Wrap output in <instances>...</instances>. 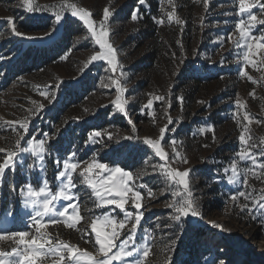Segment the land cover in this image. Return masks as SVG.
I'll use <instances>...</instances> for the list:
<instances>
[{"label":"rangeland","instance_id":"rangeland-1","mask_svg":"<svg viewBox=\"0 0 264 264\" xmlns=\"http://www.w3.org/2000/svg\"><path fill=\"white\" fill-rule=\"evenodd\" d=\"M67 2L89 10L96 26L103 19L104 8L109 9L112 15L107 21V39L117 50L118 67L113 72L105 61L90 62L91 56L101 50L78 18L66 12L63 22L56 24L54 12L65 0H35L42 10L32 13L23 6V0H0V43L9 47L0 52V61H4L7 68L15 54L6 53L15 44L25 48L29 43L56 37L70 19L77 24L72 30L70 47L61 60L12 76L8 85L0 87V148L5 149V153H0V163L15 145L17 133H22L19 124L24 120L29 122V130L21 146H27L30 138L37 141L43 138L48 150L43 166L30 155L23 154L14 174L12 170L5 172L0 183V229L28 231L29 239L37 235L30 220L33 209L26 204L20 191L28 182L38 188L42 177H46L50 190L55 193L62 161L69 153H75V160L91 162L95 159L110 166L118 165L132 171L134 177L139 171L145 172L135 180V184L146 185L141 189L144 215L136 236L137 246L145 242L150 244L144 264H218L220 260L225 264H264V211H241L245 205L252 207L253 198L264 194V168H252L250 161L240 162L236 156L241 147L238 138L247 125L246 139L250 136L248 143L256 145L251 151L257 153L258 162L264 164V155L259 154L264 149V49H255L249 62L236 56L235 42L239 32L235 25L239 18L247 19L246 14L238 16V3L233 0H172L171 3L159 0L164 14L180 13L179 24L173 19L167 25V31L179 38L170 52L154 61L155 66L148 73L142 67V60L149 52L150 40L137 39L141 29L139 7L146 6L148 0L143 5L138 4V0ZM187 5L193 6L190 29L182 17ZM137 9L138 18L133 21L131 15ZM251 11L258 19H264L258 6ZM27 15L46 16L48 26L34 31L19 29ZM9 18L18 31L38 38L25 39L12 34ZM53 28L56 30L52 31ZM48 32L51 35L46 36ZM261 34H264V24H256L252 35ZM6 71L2 70L1 74ZM207 73L213 74L212 80L193 85L195 76ZM114 79L120 80L126 89L122 99L127 101V115L114 107L118 95L116 86L111 83ZM106 84L109 87H105ZM77 86H87L83 97L70 104L57 122L46 120L49 126L44 130L46 126L41 124L42 120L48 114L60 112L59 108L66 103L59 91H72ZM41 92L47 95L42 96ZM52 93H55L54 99ZM157 96H164V101H157ZM178 97L183 98L182 103ZM149 99H153L151 110L146 107ZM40 104L44 107L38 110ZM245 115L249 119L246 120ZM68 117L70 121H65ZM169 118L172 124H168ZM165 125L168 129L175 127L176 131L166 130L161 146L171 158L173 152L169 142L175 139L177 150L189 161L187 164L177 161L171 167L191 170L190 184L199 203L197 217L181 221L171 219L173 210L167 205L173 197L163 176L152 171V165L161 161L144 140L160 139L159 130ZM96 129L102 135L94 138L98 142L93 143L89 134ZM45 132L49 137L43 136ZM129 136L132 139H127ZM234 157L240 172L239 184H229L227 176L231 173L223 171L226 167L231 169ZM57 159L61 161L60 167L54 163ZM29 163L34 167L29 169ZM82 168L83 165L74 173L77 187L72 191L79 197L78 210L83 219L77 222L56 217L59 222L47 223L41 232L53 243L63 242L101 259L91 233V220L108 212L121 218V213L118 209L95 207L96 199L91 190L80 183ZM245 169H251L246 177L243 175ZM245 179L246 185L243 184ZM241 190L250 194L248 199L238 195L236 199L231 198ZM75 203V200L61 199L58 208ZM9 207L15 210L14 220L4 217ZM127 208L135 211L131 201ZM68 223H75L77 227L70 229ZM213 223L221 227L215 228ZM126 235L127 231L121 240ZM13 247H17L14 240H0V252H10ZM38 264H68L67 252L63 261L59 257H49Z\"/></svg>","mask_w":264,"mask_h":264},{"label":"snow or ice","instance_id":"snow-or-ice-1","mask_svg":"<svg viewBox=\"0 0 264 264\" xmlns=\"http://www.w3.org/2000/svg\"><path fill=\"white\" fill-rule=\"evenodd\" d=\"M146 0H138V4L143 5ZM172 0H169L171 3ZM233 3H238V16L242 17L246 14L247 19L239 18L236 22L235 28L239 32V39L235 42L237 49L236 56L241 57L244 62H249L250 57L253 55L255 49H264V34L260 36L252 35V31L256 24H264V19H258L251 9L259 7L261 12L264 13V3H260V0H233ZM23 6L29 13L40 12L41 6L35 3V0H23ZM57 7V6H53ZM47 11V8L43 9ZM68 12L72 17L78 18L79 21L86 26L87 31L91 33L94 38L95 44L99 46L101 51L91 56L90 62L105 61L113 72L118 67L117 50L111 43L108 42L109 31L107 28V21L111 17L112 13L107 7L103 10V19L96 26L94 20L91 18L92 13L85 8L79 7L76 3H65L58 6V10L54 12V20L57 25L63 22L65 13ZM138 18V9L133 11L131 20L136 21ZM173 19L176 23H180L178 17L173 14H169L168 20L171 22ZM162 23V21H160ZM9 24L11 25V32L15 36L25 39H37L38 37L27 36L26 34L17 30L15 22L9 18ZM56 29L53 28L52 31ZM45 35H51V32L45 33ZM43 38V37H39ZM264 63V61H262ZM116 86L118 93L114 103V107L123 115H127L126 104L127 101L122 99L126 89L122 86L120 80L114 79L111 81ZM109 87V85H104ZM40 95H47L46 92H41ZM52 98H55V93H52ZM157 101H164V96L155 97ZM182 97H178V100L182 103ZM51 102V101H50ZM44 105H38V110L43 109ZM147 109L153 108V99H149L146 105ZM143 111V108H142ZM249 119L247 115L244 117ZM131 123V121H130ZM173 121L169 118L168 124H172ZM22 133H17L18 139L11 150H8L4 156L3 162L0 163V183L3 181L4 174L7 170H12L13 174L17 164L22 162L23 154L30 155L33 159L37 160L43 166L46 149V139H39L38 141L33 137L28 140L27 146H21V142L24 140V136L28 133L29 122L24 120L19 124ZM208 126H206L207 128ZM15 130V129H13ZM133 132L136 131L133 126ZM166 130L175 132V127L168 129V125L160 128V139H145L144 143L150 146L154 150L155 157H158L161 163L153 164V173H160L166 182V188L171 193L173 199L167 205L173 210L171 219L174 221H181L188 217H197L200 215L199 203L194 196V188L190 184V169L180 171L173 169L171 164L181 161L184 164L189 161L181 155L176 148V141L173 139L169 142V147L172 148L173 155L169 158V154L161 146ZM205 129H202L204 131ZM214 131V126H213ZM249 129L247 125L243 127V133L239 136L241 143L240 150L236 154L240 162H251L252 168L260 167L264 168V164L258 162L257 153L251 151L256 147L255 144H249L248 140L251 137H247L244 133H248ZM101 131L96 129L89 134L91 142H98L94 138L100 137ZM109 139H111V134ZM45 138L49 137V133L43 134ZM127 139H132L131 136ZM208 145H204L207 147ZM0 153H5L4 148H0ZM260 155H264V149H261ZM147 160L145 164H147ZM57 167H60L61 161L54 160ZM79 175L81 177L80 183L87 186L93 196L96 199V208H111L119 210L121 218H117L112 212L96 216L91 220L90 229L94 234L95 244L98 245V253L102 256L101 259H97L87 251L81 252L78 247L73 248L70 245L63 242L53 243L50 238H47L45 233L41 232V229L47 226V223H58L56 217L65 218L69 221L75 220L81 221L83 217L79 214V197L72 190L77 187L74 183V173L78 168H81ZM29 169L34 165L29 163L27 165ZM251 169L243 170V175L246 177L248 171ZM224 173L230 175L227 176V182L229 184L240 183V172L238 171L236 157L233 158L231 169L224 168ZM144 171L136 173L135 177L132 171L126 170L121 166H110L103 162H98L93 159L89 161L75 160V153H69L68 156L62 161V170L58 171L57 180L59 185L57 191L53 193L50 190L49 181L46 177H42L41 185L37 188L28 182L22 187L20 195L25 197L26 204L33 209L34 214L30 215V220L35 225V232L37 235L31 236L28 231H9L8 229H0V240L5 238L14 240L17 247H13L10 252H0V264H38L49 257H59L61 261L64 260V253L67 252L68 264H144V258L149 255L150 244L145 242L137 246L136 236L139 231V226L143 219L144 213L142 208V192L146 185L143 183L135 184V180L143 177ZM243 184H247V179L243 181ZM151 195V190L149 189ZM237 195L249 198L245 191L241 190L236 194H233L232 199H236ZM70 202L75 200V204H66L62 208H58V202L60 200ZM131 201L132 208L135 211H130L127 205ZM71 209V212L69 211ZM247 210L250 213L255 211H264V194L258 198H253V206L248 207L245 205L241 208V211ZM14 209L9 207L4 211V217L7 220L11 217L15 219ZM47 217V222L45 221ZM131 225V227H128ZM215 228H220L221 225L213 223ZM67 227L75 229L77 225L75 223H68ZM127 231V235L121 240V236ZM145 233L148 229H144ZM175 243V241H172ZM22 246V247H21ZM218 264H225L223 260H220Z\"/></svg>","mask_w":264,"mask_h":264},{"label":"trees","instance_id":"trees-1","mask_svg":"<svg viewBox=\"0 0 264 264\" xmlns=\"http://www.w3.org/2000/svg\"><path fill=\"white\" fill-rule=\"evenodd\" d=\"M139 19L141 20V29L138 33L137 39L140 37L142 40H150L149 42V52L144 56L142 60V67L144 70H148V73H151V69L155 66L154 61L160 55H166L170 52V47L174 46L177 43L178 35L167 31L168 14L162 12V7L159 5V0H148L146 6L139 7ZM193 12V6L187 5L186 10L182 13L185 23L187 24V29H190L191 20ZM180 13L175 14L177 17ZM162 21V23L160 22ZM49 23V18L46 16H35L27 15L21 21V26L19 29L34 31L44 27H47ZM65 26V29H62L60 34L53 38H46L40 40L35 44H27L25 48H21L19 44L11 47L9 52L15 54V58L11 61L9 67H5L4 61H0V87L8 85L12 76H18L25 72H32L34 68L46 67L47 65L54 63L58 60H61L68 48L70 47L72 41V30L76 27V20L70 19ZM184 36V35H183ZM136 38V37H135ZM12 42V40H11ZM8 46L4 42L0 43V52L6 49ZM9 48V47H8ZM1 54V53H0ZM7 70L6 73L1 74L2 70ZM213 74H205L204 76L198 74L195 76L194 86L202 84V82H209L212 80ZM203 80V81H202ZM87 86L81 87L77 86L74 90H65L59 95L63 96L65 104L59 108L60 112H56L54 115L48 114L41 122L42 125L46 126L44 130L48 128V123L46 120H52L57 122L60 115L65 113V109L70 105L79 101ZM65 121H70L68 117Z\"/></svg>","mask_w":264,"mask_h":264}]
</instances>
